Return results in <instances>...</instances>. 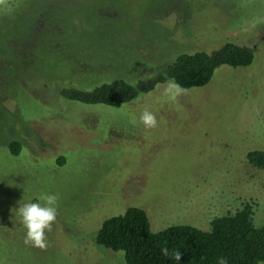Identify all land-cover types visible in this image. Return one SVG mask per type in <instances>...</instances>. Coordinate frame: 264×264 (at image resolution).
Returning a JSON list of instances; mask_svg holds the SVG:
<instances>
[{
  "label": "rangeland",
  "instance_id": "1",
  "mask_svg": "<svg viewBox=\"0 0 264 264\" xmlns=\"http://www.w3.org/2000/svg\"><path fill=\"white\" fill-rule=\"evenodd\" d=\"M254 49L176 102L164 85L120 108L64 100L135 85L183 53ZM99 86V85H98ZM147 107L158 127L139 121ZM21 147L11 154V144ZM264 0H9L0 6V264H126L97 245L103 222L143 209L153 232L255 206L264 224ZM62 158L65 163L62 164ZM58 196L48 247L26 246L14 209ZM264 264V262L259 263Z\"/></svg>",
  "mask_w": 264,
  "mask_h": 264
},
{
  "label": "trees",
  "instance_id": "2",
  "mask_svg": "<svg viewBox=\"0 0 264 264\" xmlns=\"http://www.w3.org/2000/svg\"><path fill=\"white\" fill-rule=\"evenodd\" d=\"M254 56L251 46L228 42L212 53L180 54L173 63L147 79L138 80L135 85L115 78L110 83H98L92 91L70 88L61 90L60 95L66 101L82 105L120 108L153 92L169 78H175L186 90L204 88L221 67L247 68L253 64ZM10 148L15 156L21 153L17 143ZM64 160L62 158V164ZM247 161L252 167L264 169V151H250ZM254 214L255 206L246 203L234 213L214 218L207 231L179 225L153 232L147 213L140 208H130L124 215L103 222L96 243L122 253L126 264H217L221 256L228 264H259L264 262V224L257 227ZM164 247L169 249L167 257L161 254ZM175 251L182 254L179 262L172 255Z\"/></svg>",
  "mask_w": 264,
  "mask_h": 264
},
{
  "label": "clouds",
  "instance_id": "3",
  "mask_svg": "<svg viewBox=\"0 0 264 264\" xmlns=\"http://www.w3.org/2000/svg\"><path fill=\"white\" fill-rule=\"evenodd\" d=\"M0 6H9V0H0ZM186 91L187 90L179 84L175 78L167 79L163 87V95L173 103L176 102L180 96L184 95ZM139 121L146 130H153L159 126L156 114L147 107L141 112ZM38 199L44 203H20L18 209L14 210L15 214L20 219V223L26 230L24 244L26 246L46 250L48 247L46 233L53 230V226L57 221L59 198L55 194L44 193ZM161 254L165 257L169 256V249L167 247L162 248ZM172 255L178 262L182 259V254L179 251H175ZM217 264H228V261L221 256Z\"/></svg>",
  "mask_w": 264,
  "mask_h": 264
}]
</instances>
